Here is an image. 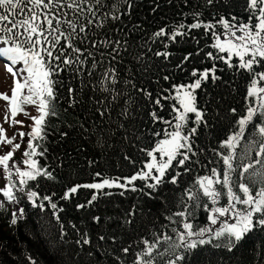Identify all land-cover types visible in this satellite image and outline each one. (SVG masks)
Returning <instances> with one entry per match:
<instances>
[{
	"label": "snow or ice",
	"instance_id": "1",
	"mask_svg": "<svg viewBox=\"0 0 264 264\" xmlns=\"http://www.w3.org/2000/svg\"><path fill=\"white\" fill-rule=\"evenodd\" d=\"M206 3L212 5L214 0H206ZM124 7L127 11L121 12L114 2L106 5L105 0H0V62L4 63L5 71L12 78L10 95L0 93V101L6 105L4 123L30 129L27 133L14 132L9 137L0 124V148H9L0 155V170L3 173L0 178L5 181L0 187V215L8 212L6 204H20L21 197L17 193H22L31 207L41 212L45 211L47 202L53 210L52 216L60 224V238L63 240L66 236L59 216L63 208L53 202L55 193L41 196L36 190L40 187L38 181L41 178L49 181L56 179L50 165L41 163L39 159H46L48 153V148L42 142L50 134L47 131L49 118L59 114L57 107L61 99L68 108L80 103L77 94L82 88H74L71 80L62 73L71 70L75 76H79L85 72L86 62L90 61L87 76H95L97 65L103 66L104 59L110 57L99 79V90L102 93L116 91L117 96L123 95L122 90L115 87L118 72L113 62L123 60L121 49L128 53V40H112L107 36L96 40L86 30L92 26L103 28L105 20L119 21L121 16H130L135 9L132 0H125ZM105 8L108 10L101 11ZM158 8L159 3L152 11ZM65 9L70 10L71 15ZM243 10L247 13L246 18L230 15L229 19L220 15L214 23L205 22L200 19L202 13L194 12L192 23L185 24L181 20L170 29L161 27L152 34L154 42L157 38L166 37L168 41L176 43L178 37H187L192 30L203 29V35L211 40L206 47L215 51L204 52L202 47L195 53L188 52L175 67L185 71L183 65L202 52L204 55L200 62L207 60L211 62V67L202 70L191 68L188 70L190 82L172 83L162 90L166 95H156L154 99L153 92L132 84V88L152 100L160 112L164 111L162 101H173L168 108L170 119L157 111L149 113L154 123H162L165 127L152 131V145L140 149L145 156L142 166L131 176L108 178L96 172L95 177L100 178L98 182L74 184L60 197L61 200H69L80 189L94 190L86 203L76 205L77 210L92 206L101 195H112L104 190L113 188L121 189V196L125 195V191H131L150 200H168L169 197L164 195L168 185L179 186L183 174L203 169L204 174H196L183 189L178 202L183 210L173 212L169 209L170 214L165 216L169 223L161 225L167 230L159 234L153 232L151 240L141 238L142 247L133 253L132 264H155L157 256L163 258L166 255V264H184L194 250L205 245L231 252L254 229L264 228V0H244ZM71 16H76V19ZM81 17L85 22H80ZM65 25L70 31L65 30ZM218 26L220 30H217ZM138 28V25L134 26V29ZM82 33L85 35L81 36ZM77 40L89 42L91 48L97 51L101 47H110V51L107 54L100 52V59H97L87 47L82 49L76 46ZM196 42L199 44V39ZM161 43H164L165 49L168 48L163 40ZM171 55L167 50L155 52V56L164 61H168ZM216 61L223 62L228 69L246 73V90L244 107L239 111L235 107L228 110L233 119L225 129L227 134L223 138L217 135L216 143L206 149L198 141L212 135L213 121L227 119L219 114L211 115L208 107L198 106L197 90L202 91V86L209 81L215 84L222 79L217 72L223 69L218 68ZM141 71H148V65H144ZM162 79L167 82L172 77L165 74ZM80 83L83 85L84 81ZM125 83L131 84V80ZM116 98L113 96L112 101ZM96 102L104 103L99 98ZM29 107L34 108L37 115H31L27 111ZM95 111L103 118L108 113V106L104 110L97 107ZM120 114L130 115L127 100L123 101ZM18 115L25 116L31 123L25 125L16 119ZM205 130H209L207 136ZM61 135L67 136L68 133L62 132ZM97 135L106 138L105 128H99ZM17 136L20 141L26 136L28 138L20 160L15 159V153L22 147V143L16 142ZM124 159L135 164L127 155ZM136 181H142V186L137 187ZM32 182H36L34 186H30ZM201 208L206 213L207 223L204 226L196 223V210ZM135 215L134 205L124 214L122 226L134 225ZM24 219L25 209L18 207L10 212L8 226L16 228ZM102 219L93 216L92 222L99 225ZM217 224L219 227H213ZM71 227L75 229L76 225ZM79 236L75 243L81 248L92 244L87 232L79 233ZM97 239L116 244L115 236L100 234ZM131 250L132 245L129 244L125 247L117 245L113 251L128 255ZM23 251L19 249L17 254ZM88 255L92 256L93 253L89 251ZM12 264L17 262L12 261ZM19 264H38V261L33 255L21 256ZM112 264H121V257L115 255Z\"/></svg>",
	"mask_w": 264,
	"mask_h": 264
},
{
	"label": "trees",
	"instance_id": "2",
	"mask_svg": "<svg viewBox=\"0 0 264 264\" xmlns=\"http://www.w3.org/2000/svg\"><path fill=\"white\" fill-rule=\"evenodd\" d=\"M109 2L118 5L121 12L127 11L124 7L125 0H105L106 5ZM132 2L135 9L130 16L123 15L119 21L105 20L103 28L92 26L90 30H86L87 34L96 40L105 36L112 40H128V53L125 54L121 49L123 60L113 62L118 72L115 87L117 90H122L123 95L117 96L116 91L102 93L99 90V79L110 57L104 59L103 66L97 65L95 76H87V69L91 67L90 61L86 62L85 72L79 76H75L71 70L62 73L71 80L74 88H82L77 94L80 103L78 106L68 108L64 99H61L57 107L59 114L49 118L47 131L50 134L46 141L42 142L43 146L48 148V153L46 159L43 157L39 159L41 163L46 162L50 165V170H54L56 179L49 181L41 178L38 181L40 187L36 190L41 196H52L55 193L52 196L53 202H56L59 208H63L59 216L67 234L63 240L60 238V224L52 216L53 210L47 202H45V211L41 212L38 208L31 207L24 199L21 207L25 209L26 219L20 221L16 228L8 226L10 209L6 204L8 212L0 215V262L3 264H12V261L19 264L21 256L28 255H33L38 264H112L115 255L121 257V264H132L133 253L142 247L141 238L151 240L153 232L159 234L167 230L161 225L169 223L165 220V216L170 214L168 210L173 212L183 210L182 206L178 205L183 189L196 174H204L203 169L199 172L194 169L192 173L183 174L179 186L168 185L165 189L164 195L169 197L168 200H150L138 192L131 191H125V195L121 196L119 195L121 189L115 188L105 189L104 191L113 194L101 195L92 206L81 210H77L76 205L86 203L94 190L80 189L71 199H60L66 189L74 184L98 182L100 178L95 177L96 172L108 178L131 176L142 166L141 162L145 160V156L140 149L152 145V131H160L165 127L162 123H154L149 113L157 111L166 119H170L168 108L173 101H162L164 111L160 112L159 107L132 88V84L137 88L153 92L154 99L156 95H166L167 93L162 90L169 88L172 83L190 82L188 70L191 68L202 70L211 67V62L207 60L200 62L203 52L200 56H194L190 63L183 65L185 71L175 67L180 58L188 52L195 53L202 47L204 52L215 51L206 47L211 40L203 35V29L192 30L187 37H178L176 43L168 41L166 37L157 38L154 42L151 36L155 31L161 27L170 29L181 20L185 24H190L193 22L194 12L202 13L200 19L213 23L220 15L229 19L230 15L240 18L247 16L243 10L244 0H214L212 5L207 4L206 0H170V2L169 0H132ZM157 3L159 8L153 12L152 8ZM106 10L108 9L101 11ZM65 11L70 12L68 9ZM71 18L75 20L76 16ZM80 22H85L84 17H81ZM136 25L139 26L138 29H134ZM64 28L70 31L66 25ZM217 30H220L219 26ZM83 35L85 34L82 33L81 36ZM197 39L200 41L199 44L196 42ZM161 40L168 44L167 49ZM75 44L82 49L87 47L97 59H100V52L107 54L110 51V47H101L97 51L91 48L87 41L81 43L77 40ZM165 50L172 53L168 61L155 56L156 51ZM216 63L218 68L223 69L217 72L222 79L215 84L209 81L202 86V91L197 90L200 101L198 106L208 107L211 115L219 114L227 119L213 121L214 127L210 130L212 135L207 139L202 137L198 141L206 149L216 143L217 135L223 138L227 134L225 129L233 119L228 110L235 107L239 111L244 107L246 90V73L228 69L223 62L216 61ZM144 65H148L146 72L141 71ZM165 74L170 75L172 79L165 82L162 79ZM127 80H131V84L125 83ZM81 81H84L83 85ZM113 96L117 97L115 101H112ZM97 98L104 103L97 104ZM125 100L128 101L130 115L120 114ZM105 106H108V113L101 118L95 108L104 110ZM65 108L68 110L64 111ZM120 125L124 127L121 128ZM101 127L105 128L106 138L97 135ZM208 131L205 130V136ZM62 132H67L68 135L62 136ZM126 155L135 161V164L124 159ZM35 183L32 182L30 186H34ZM135 184L140 187L143 182L136 181ZM134 205L136 206L134 225L122 226L124 214ZM93 216L102 217V222L99 225L94 224ZM196 216L198 218L196 223L199 226L207 223L206 213L202 208L196 210ZM73 224L76 225L75 229L71 227ZM82 232H87L92 238V244L83 248L75 243L80 238L79 233ZM100 234L106 237L115 236L116 244H112L110 240L98 241ZM129 244L132 245V250L128 255L114 253L113 250L117 245L125 247ZM19 249L24 251L17 254ZM89 251L93 253L92 256L88 255ZM167 259V255L163 258L157 256L155 264H166ZM184 264H264V228L254 229L231 252L215 249L211 245L201 246L187 257Z\"/></svg>",
	"mask_w": 264,
	"mask_h": 264
},
{
	"label": "rangeland",
	"instance_id": "3",
	"mask_svg": "<svg viewBox=\"0 0 264 264\" xmlns=\"http://www.w3.org/2000/svg\"><path fill=\"white\" fill-rule=\"evenodd\" d=\"M225 55H226V53H225ZM11 86H12V78H11L10 74H8L5 71L4 63L0 62V93L7 92L10 95ZM5 107H6L5 102L0 101V124H2L3 127L6 129L7 135L9 137H11L14 132H18V131H23V132L27 133L30 130L28 127L21 128L19 125L13 127V126H9V124L4 123ZM27 111L33 116L37 115V112L35 111L34 108L29 107L27 109ZM16 119L23 121L25 125H29L31 123V121L28 120L23 115H18L16 117ZM27 139L28 138L26 136L23 141H20L19 136H17L16 142L22 143V147L20 150H18L15 153V159L16 160H20L21 154L27 146ZM8 150H9L8 147L0 148V155L5 154ZM21 166L23 167V165H21ZM2 176H3V173H2V170H0V177H2ZM4 183H5L4 179L0 178V187H3ZM17 195L21 197V202L18 205L7 204L9 209H10V212L15 211L18 207H21V204L24 200V198H23L24 194L17 193ZM221 219H223V218H221ZM213 227H219V224H217Z\"/></svg>",
	"mask_w": 264,
	"mask_h": 264
}]
</instances>
